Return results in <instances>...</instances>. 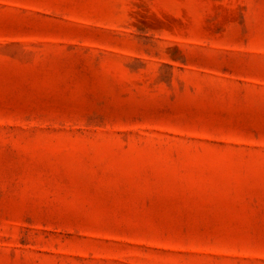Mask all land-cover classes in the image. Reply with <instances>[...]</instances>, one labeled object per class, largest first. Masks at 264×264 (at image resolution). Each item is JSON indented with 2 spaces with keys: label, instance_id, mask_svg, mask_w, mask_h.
<instances>
[{
  "label": "rangeland",
  "instance_id": "obj_1",
  "mask_svg": "<svg viewBox=\"0 0 264 264\" xmlns=\"http://www.w3.org/2000/svg\"><path fill=\"white\" fill-rule=\"evenodd\" d=\"M0 264H264V0H0Z\"/></svg>",
  "mask_w": 264,
  "mask_h": 264
}]
</instances>
